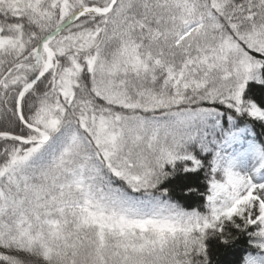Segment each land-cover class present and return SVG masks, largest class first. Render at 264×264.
Instances as JSON below:
<instances>
[{
	"label": "snow or ice",
	"instance_id": "obj_1",
	"mask_svg": "<svg viewBox=\"0 0 264 264\" xmlns=\"http://www.w3.org/2000/svg\"><path fill=\"white\" fill-rule=\"evenodd\" d=\"M0 264H264V0H0Z\"/></svg>",
	"mask_w": 264,
	"mask_h": 264
},
{
	"label": "trees",
	"instance_id": "obj_2",
	"mask_svg": "<svg viewBox=\"0 0 264 264\" xmlns=\"http://www.w3.org/2000/svg\"><path fill=\"white\" fill-rule=\"evenodd\" d=\"M256 132H257L258 134L262 132V130L260 129L259 126H257V128H256ZM175 198H176L177 200H179L181 203H185V201L183 200V198L179 197L178 195L175 196ZM196 203H197V201H192V202H191V206H195ZM239 246H243V242H241V245H239ZM221 253H223V250H221ZM229 259H230V256H229V255L221 254V256H220V260H221L222 262H226V261H228Z\"/></svg>",
	"mask_w": 264,
	"mask_h": 264
}]
</instances>
